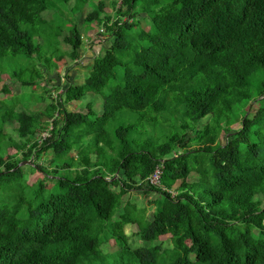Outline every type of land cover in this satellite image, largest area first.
I'll return each instance as SVG.
<instances>
[{"label": "trees", "instance_id": "trees-1", "mask_svg": "<svg viewBox=\"0 0 264 264\" xmlns=\"http://www.w3.org/2000/svg\"><path fill=\"white\" fill-rule=\"evenodd\" d=\"M91 2L83 21L97 25L96 42L103 27L107 45L67 89L94 105L57 97L1 117L0 264H264V0H119L111 14ZM50 5L0 0V57L33 56ZM62 41L77 63L81 34ZM192 113L194 132L180 136ZM210 119L229 124L223 142ZM156 166L159 185L147 181ZM34 171L42 178L28 181ZM135 190L156 194L146 220L120 209Z\"/></svg>", "mask_w": 264, "mask_h": 264}, {"label": "rangeland", "instance_id": "rangeland-1", "mask_svg": "<svg viewBox=\"0 0 264 264\" xmlns=\"http://www.w3.org/2000/svg\"><path fill=\"white\" fill-rule=\"evenodd\" d=\"M92 1L94 3L98 2V0ZM104 1V12L111 14L114 10L113 4L119 0ZM50 2V7L43 13V19H45V21H42V24L35 28L33 43L36 46V52L33 56L27 57L18 54L16 56L8 55L0 57V76H2L0 79V89L8 87L9 90V94L0 98L2 101L0 106V129L9 124V121L2 122L1 117L11 109L13 112L22 108L27 111L40 109L42 106V102L40 101H42V99L45 103H48L50 100L58 97L66 106L75 108L78 104H81L82 106L80 105L79 108H83L84 110V104L87 101L91 102V106L94 105L95 96L89 94L83 96L80 102H78L73 97V92L67 89V83L68 81H73L76 83L75 85L78 86L83 84L84 74L91 69L93 54L97 52L100 47L102 53L106 48L107 43H105V41L108 38H105V36H107L108 33L105 32L103 27L99 29L102 36H97L96 38L100 39V42L94 40L96 33H93L94 35L92 37L88 34L98 30L96 24L83 21V18L89 13V7L92 6L91 0H69L67 3H63L59 0H50ZM48 11L49 13L46 16ZM145 24L146 22L143 21L142 25ZM23 28L29 29L30 25L23 24ZM74 29L81 34L82 38V45L80 46L81 57L78 59L77 63L71 60L67 54L68 51H65V49L68 50V46L62 41V38ZM40 68H42L43 71ZM47 70L48 72H46ZM14 74L17 79L11 78ZM29 79H33L34 83L31 85H21L22 80ZM46 87L49 90H47ZM246 108L248 112H253L252 109L256 108V106L252 103ZM95 111H99V108L97 107ZM135 115L136 113L128 115L126 112L123 117L128 118L132 116L135 118ZM194 118V113L188 115V120L192 125L189 128H181L178 133L180 136H186L194 132L192 128L195 124ZM208 118L209 117L206 116L203 121ZM159 120L160 118L158 117V122H156L158 127H160L161 122ZM128 122H130V120ZM217 123L223 128L220 139L217 141V143H221L223 142L222 137L224 131L229 127V124L222 120L215 121L210 119L211 125ZM238 125L239 122H236L232 124L231 127L236 128ZM32 129H34V127ZM45 135V132L41 133L42 137ZM7 138L8 135L6 133H0V145L3 143L2 140ZM141 139H145V133L144 137H141ZM127 141H129V139H127ZM5 146V150L8 153L15 151L17 148L15 142H10V144L7 143L3 147L5 148ZM52 156L53 154L51 152L42 154V162L44 164L51 163ZM42 176L43 174L40 171L26 173L28 181H35L37 178H42ZM178 183L179 181L174 184V187L177 186ZM155 197V193L144 194L137 190L131 191L123 196V204L120 209L136 212L139 217L142 216L144 220H146L148 218L147 215L153 209V205L150 204V201ZM136 229V224L126 226V232L129 234V237L136 240L141 246H146V241L133 235ZM170 238L171 235L169 233L158 236L162 249L170 246ZM105 245L106 250L115 249V245L111 240Z\"/></svg>", "mask_w": 264, "mask_h": 264}, {"label": "built area", "instance_id": "built-area-1", "mask_svg": "<svg viewBox=\"0 0 264 264\" xmlns=\"http://www.w3.org/2000/svg\"><path fill=\"white\" fill-rule=\"evenodd\" d=\"M47 135V133H45ZM45 135V136H46ZM160 175H161V168L160 166H156L153 173L147 178V181L153 185L160 184Z\"/></svg>", "mask_w": 264, "mask_h": 264}, {"label": "water", "instance_id": "water-1", "mask_svg": "<svg viewBox=\"0 0 264 264\" xmlns=\"http://www.w3.org/2000/svg\"><path fill=\"white\" fill-rule=\"evenodd\" d=\"M26 162H28V161H26ZM22 163H23V162L19 163V165L22 164Z\"/></svg>", "mask_w": 264, "mask_h": 264}]
</instances>
